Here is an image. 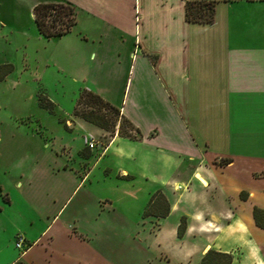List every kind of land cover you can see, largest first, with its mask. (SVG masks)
I'll return each instance as SVG.
<instances>
[{
  "label": "crops",
  "instance_id": "obj_1",
  "mask_svg": "<svg viewBox=\"0 0 264 264\" xmlns=\"http://www.w3.org/2000/svg\"><path fill=\"white\" fill-rule=\"evenodd\" d=\"M17 1L0 0L8 43L36 30L35 3L54 0H27L25 32ZM63 1L75 22L51 64L137 131L110 132L72 110L46 139L35 131L52 151L43 194L55 210L3 264H200L207 250L264 264V226L252 216L256 207L264 221V0ZM185 1L212 2V20H187ZM152 192L165 215L158 203L142 216ZM54 218L60 238L39 244Z\"/></svg>",
  "mask_w": 264,
  "mask_h": 264
},
{
  "label": "rangeland",
  "instance_id": "obj_2",
  "mask_svg": "<svg viewBox=\"0 0 264 264\" xmlns=\"http://www.w3.org/2000/svg\"><path fill=\"white\" fill-rule=\"evenodd\" d=\"M26 3L27 0H18L15 5L24 32L26 26H31ZM36 34L34 29L32 33L15 35L8 43L0 28V63L7 60L13 65L9 75L0 80V264L18 254L20 248L14 245L17 234L28 238L38 233L54 213L55 206L43 194L47 183L42 169L52 159V151L35 131L46 139L47 134L64 127L63 117L70 119L68 113L76 96L74 83L55 68L54 61L51 64L62 48L61 39ZM37 76L40 82H36ZM37 93L51 100V111L37 104ZM16 180L22 183L16 184ZM3 192L9 197L8 204L2 203ZM38 202L47 217H37L32 210ZM58 226L59 219L54 218L40 235L39 244L49 235L60 238Z\"/></svg>",
  "mask_w": 264,
  "mask_h": 264
},
{
  "label": "trees",
  "instance_id": "obj_3",
  "mask_svg": "<svg viewBox=\"0 0 264 264\" xmlns=\"http://www.w3.org/2000/svg\"><path fill=\"white\" fill-rule=\"evenodd\" d=\"M32 19L36 30L43 37L58 36L65 33L75 22V10L68 1L54 0L35 3L31 8ZM213 16V4L207 1H185V18L192 21L210 22ZM11 69L9 63L0 64V79ZM37 104L47 110H52V102L43 94H37ZM72 113L97 126L113 132L133 136L137 129L119 113V109L104 100L97 93L80 88L75 97ZM1 199L8 202L6 192L1 193ZM161 205V211L155 213L157 216L166 214L168 204L162 194L152 192L143 209L142 216L153 214L152 208ZM252 216L254 222L259 226H264V221L258 217V208L253 207ZM183 220L181 219L177 226V234L183 231ZM230 255L225 252L207 250L200 259V264H227L230 261Z\"/></svg>",
  "mask_w": 264,
  "mask_h": 264
},
{
  "label": "built area",
  "instance_id": "obj_4",
  "mask_svg": "<svg viewBox=\"0 0 264 264\" xmlns=\"http://www.w3.org/2000/svg\"><path fill=\"white\" fill-rule=\"evenodd\" d=\"M86 144L89 146V147H92V146H101V147H104V144H103V141L99 138H94L92 136H89L87 141H86ZM23 243H24V238L20 235V234H17L16 235V238H15V241H14V245L17 247V248H20L21 251L24 249L23 248Z\"/></svg>",
  "mask_w": 264,
  "mask_h": 264
}]
</instances>
